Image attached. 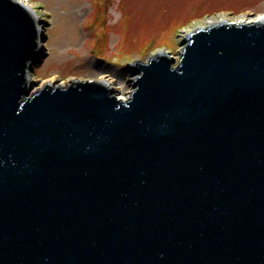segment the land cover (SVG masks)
I'll return each instance as SVG.
<instances>
[{
  "label": "water",
  "instance_id": "obj_1",
  "mask_svg": "<svg viewBox=\"0 0 264 264\" xmlns=\"http://www.w3.org/2000/svg\"><path fill=\"white\" fill-rule=\"evenodd\" d=\"M41 22L0 0V264H264V21L132 60L126 99L32 91Z\"/></svg>",
  "mask_w": 264,
  "mask_h": 264
},
{
  "label": "rangeland",
  "instance_id": "obj_2",
  "mask_svg": "<svg viewBox=\"0 0 264 264\" xmlns=\"http://www.w3.org/2000/svg\"><path fill=\"white\" fill-rule=\"evenodd\" d=\"M40 16L46 55L28 72L36 85L53 76L114 79L115 95L132 90L129 63L159 50L177 62L186 32L209 22L250 21L264 0H26ZM100 8V13H99Z\"/></svg>",
  "mask_w": 264,
  "mask_h": 264
},
{
  "label": "bare ground",
  "instance_id": "obj_3",
  "mask_svg": "<svg viewBox=\"0 0 264 264\" xmlns=\"http://www.w3.org/2000/svg\"><path fill=\"white\" fill-rule=\"evenodd\" d=\"M19 1L23 6H25L29 11L30 13L33 15L34 19L36 20V22L38 23V21L40 20V16L36 13V11L31 7V5L26 1V0H17ZM254 20H261V21H264V12L263 13H260L256 18H254ZM249 21V20H248ZM252 21V20H250ZM39 29L41 30V26L40 24L38 25ZM78 78L76 77H68L66 78L65 80L63 81H59V82H55V79L53 76H50L48 78H45V79H42V80H39V82L36 83V85H34L33 87V90L32 91H35L37 90L38 88H41L43 87L44 85H46L48 82L50 84H59V85H67L68 83H70L71 81H74ZM102 83H104L106 86H108L109 88L112 89V91H116L118 89V85L115 84V81L114 79H112L111 77H108L107 74H102L98 79H96ZM28 81L33 83L34 81H36L35 77L33 75H29L28 74ZM128 95V94H127ZM126 95V96H127ZM117 98L119 99H126V96H123V95H116Z\"/></svg>",
  "mask_w": 264,
  "mask_h": 264
},
{
  "label": "trees",
  "instance_id": "obj_4",
  "mask_svg": "<svg viewBox=\"0 0 264 264\" xmlns=\"http://www.w3.org/2000/svg\"><path fill=\"white\" fill-rule=\"evenodd\" d=\"M99 13H100V8H99Z\"/></svg>",
  "mask_w": 264,
  "mask_h": 264
}]
</instances>
